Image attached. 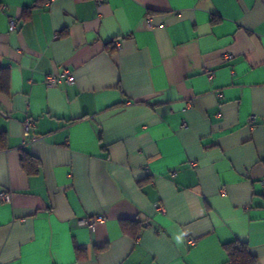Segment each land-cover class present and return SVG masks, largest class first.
Returning a JSON list of instances; mask_svg holds the SVG:
<instances>
[{
  "label": "crops",
  "instance_id": "crops-1",
  "mask_svg": "<svg viewBox=\"0 0 264 264\" xmlns=\"http://www.w3.org/2000/svg\"><path fill=\"white\" fill-rule=\"evenodd\" d=\"M0 3V264H264V0Z\"/></svg>",
  "mask_w": 264,
  "mask_h": 264
},
{
  "label": "trees",
  "instance_id": "trees-1",
  "mask_svg": "<svg viewBox=\"0 0 264 264\" xmlns=\"http://www.w3.org/2000/svg\"><path fill=\"white\" fill-rule=\"evenodd\" d=\"M37 3L34 2L32 5L26 7L27 12H30V9L36 7ZM0 9H2V4L0 3ZM9 91V71L7 68L0 66V94H6ZM6 133L5 131L0 132V149L6 146ZM20 165L28 173L32 174L37 172L40 165L39 159L32 155L31 153L23 150L20 156ZM128 223H131L126 220H122V228L125 231ZM139 226H137V230ZM105 247V246H104ZM227 252L228 260L225 264H256L257 257L253 255L246 242L235 239L224 245ZM76 258L80 259L82 257V248L76 247Z\"/></svg>",
  "mask_w": 264,
  "mask_h": 264
},
{
  "label": "built area",
  "instance_id": "built-area-1",
  "mask_svg": "<svg viewBox=\"0 0 264 264\" xmlns=\"http://www.w3.org/2000/svg\"><path fill=\"white\" fill-rule=\"evenodd\" d=\"M8 28H9V30L16 29V23L13 19H10L9 24H8ZM119 45H120L119 42H116V46L119 47ZM226 56L229 59L232 57L231 54H226ZM63 79H65L69 82L72 81V76L70 75L69 70H63V72H61V73H53V72L49 73L46 76V85L49 87L56 86ZM253 118H254V116H251L250 119H253ZM182 123H183V125H185L184 121ZM31 126H32V121L30 119H26L23 123V135H24V137H26L30 140H33V139H35L36 136H34L33 134L30 133ZM260 184H261L262 190L264 192V178H262L260 180ZM7 197H8L7 192H0V198L1 199H6ZM158 208L161 211H163L162 207H158ZM105 218L106 217L104 214H97L95 216H87V217L79 219L78 224L86 226L87 228L93 230L95 228V225L97 223L104 222ZM189 243L193 244L194 240L190 239Z\"/></svg>",
  "mask_w": 264,
  "mask_h": 264
}]
</instances>
